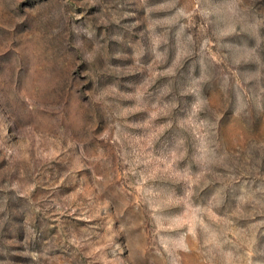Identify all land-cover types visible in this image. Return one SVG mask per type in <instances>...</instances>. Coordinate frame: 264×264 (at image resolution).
Listing matches in <instances>:
<instances>
[{
    "label": "rangeland",
    "instance_id": "1",
    "mask_svg": "<svg viewBox=\"0 0 264 264\" xmlns=\"http://www.w3.org/2000/svg\"><path fill=\"white\" fill-rule=\"evenodd\" d=\"M0 264H264V0H0Z\"/></svg>",
    "mask_w": 264,
    "mask_h": 264
}]
</instances>
